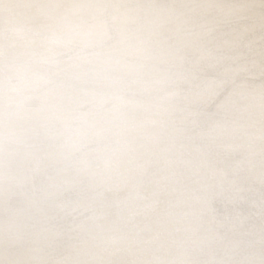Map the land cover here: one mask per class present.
Returning a JSON list of instances; mask_svg holds the SVG:
<instances>
[{"label": "bare ground", "instance_id": "6f19581e", "mask_svg": "<svg viewBox=\"0 0 264 264\" xmlns=\"http://www.w3.org/2000/svg\"><path fill=\"white\" fill-rule=\"evenodd\" d=\"M71 2L73 1L0 0V193L3 195L5 194L4 198H6L5 201L0 200V206L3 205L2 207L12 201L9 193L18 186L13 179V172L9 171V166L7 167V165L18 159V155L22 152V146L24 144H30L35 141V137H37V132L39 130L50 125L53 121L52 116L54 117V110L56 107L62 106L64 103L68 105V102H71V99H65L58 95L57 98L52 97L51 99H47V96L51 93L55 92L57 94L59 92V89L54 88V90H47L46 93H44V91L37 92L34 96H31V92L38 88V84L47 81L49 77L56 73L69 71L73 65H81V68L85 66H95L98 67V69L99 67L104 69L115 68L114 66L116 63L114 64L113 61L106 60L105 55L114 51L115 48L116 50H121V44L123 45L127 41H141L154 29L157 33L166 32V34H173L179 27L175 21L157 25L158 19L162 16V14L158 13V8L152 11H147L146 9L141 11L136 7L127 8L124 12L115 15V19L113 20V22H123L122 29H120L118 36H116L120 41L112 47L107 48L106 50L108 52L98 54L95 48L100 46L99 43L104 38H107L108 20H103V18L99 17L98 19L89 18L90 15L85 12L82 15L83 21L89 26H94L97 35L90 43L77 45L72 52H68V48L70 47L69 45H65L67 23L63 14L67 5ZM211 4L212 2L202 4L203 9L207 10L211 8ZM213 4H218V2ZM146 5H150V3ZM152 5H154V3H152ZM229 10L230 11L226 12V14H236L240 9L229 7ZM144 14L147 15H145L144 22L135 29L134 22L137 21V16H143ZM258 24L261 26L260 22H258L251 27L252 29H245L243 33L258 29ZM201 32L202 31H198V33H194V35L183 34L178 36V47H183L187 49V51L199 49L197 41L200 42ZM221 46H230V44L224 43ZM82 48H88L89 50L83 52L81 51ZM65 52L69 53L67 56H71V60L64 55L59 58L57 62L43 69L44 64L42 63L43 60L39 59L40 57L43 56L46 57L45 59H49L53 53L61 54ZM151 54L150 51H145L144 49L139 52L138 60L127 61L125 65H119L117 68L119 67L122 71L127 70L131 75L135 76L140 73L155 75L158 81V84L156 83L155 85L158 89H161L164 86L162 81L167 78L168 72L170 73L171 71L169 66H181L184 64L183 54L176 53V51H165L156 61L147 63L145 60L150 58ZM206 56L207 57L204 59L206 64L208 63L210 66H213L214 62L211 60L212 57L210 53L206 52ZM25 57L31 58L29 64H25L21 61L14 63L17 59ZM196 61L197 62L190 61L188 67H191V69L200 68L199 65L201 62L199 63L198 59ZM26 79H29V81L26 82ZM29 83L31 84L30 87H25ZM219 84L220 80H217V82L208 85L209 88L206 90L198 92L197 95H195L196 93L186 92L187 99L192 102L209 101L213 98L214 89L216 88L215 85ZM17 87L20 91L16 93ZM90 90H92L91 87L88 88V91ZM129 92L126 88H124V90L120 89L114 94L111 93L109 98H101V101L104 104H108L107 102L111 101V104L120 110H125L127 107H133L136 110L144 106H149L148 109H153L150 112H146V110L143 115H140V112L135 113L131 115V117L129 116L128 119L118 123V128L125 127L121 131V136H130L134 138L135 135L139 133H147V137L150 139L147 138L149 141L142 144H133L129 142L128 145L118 149L116 153H113L111 157H107L102 163H108L110 161V164H113L112 169L110 168L108 171L112 174L114 173L115 177H106L100 181L105 186V189L104 191L102 190L103 192H100L98 196H94L93 199L78 201L84 208H90L96 197H103L102 199L104 200L115 201V204L105 208L102 204L98 203L94 208L92 207L95 213L91 218L86 219L85 217L81 219V221H77L76 228L86 232L89 231V233L84 239L82 238L81 241L72 243L67 255L63 258L61 257V259H58L53 256L44 257L39 260H34V258H32L39 252L43 245L48 242L47 240L51 239L46 238L37 243L35 242V246L29 250L27 249V252L24 251L29 255L28 257H30V259L21 262V264H26V262H30V264H44V262H51V264H72L77 262H79V264H257L256 261L259 262L258 264H264V254H261V251H258V254L255 253L254 258L243 254L234 259V254L238 252L239 240L245 233H243L244 227L242 224L244 218L232 220V222H226L225 224L226 220L216 215L214 205V198L219 197L224 201L231 202L242 197L247 191L255 192V190H261L263 188V185L259 184V182H261L264 177V161L258 160L254 163L248 162L256 157L264 158V146L250 143L253 142L254 139L264 136V124H260L256 129L250 131L248 135L240 141L227 142L225 147L221 148L218 155L210 156V148L219 143L218 139L220 135H226L237 131L235 126H228L224 122L210 121L211 131L209 132L208 139L206 138V150L204 149V151L197 156L188 157L187 152L190 141L185 139L186 136L188 138H198L202 135L201 131L197 130V128L191 130L186 135L181 134L185 129L184 123H187L188 120H192L191 118L187 119V113L189 114V111H184L182 106L177 104L176 100L172 97L162 100H155L153 97H151V100H140L135 98L133 93ZM243 92L244 85L241 84L237 86L228 97L224 98L220 102V105L225 106L231 101V98L240 97L243 95ZM165 93H170L172 96L180 92H173L169 89L166 90ZM90 95V93L86 92V95L83 96L90 97ZM250 102L251 101H249L247 105H249ZM259 103L260 104H257L253 109L246 106L242 109V111H244L243 115L249 118L250 121L258 120L262 122L261 120H264V98H262ZM58 116H60V114ZM36 122H38V124ZM91 127L93 126H90V128ZM97 128L96 126L93 127V129L97 130L96 133H99L101 129ZM82 134L84 133L82 132ZM235 150H242L244 153V160L242 162L240 160L238 161L241 165L239 170L235 169L236 171L233 172L229 166L222 167L223 164L216 165L214 161L212 162L213 159H226V157ZM53 152L54 156L52 158H44V155L42 156L44 151L41 149L37 158H33L34 163L24 161V163L16 166L19 170L25 167L32 168L29 176L21 178V185L30 183V181L35 180L37 177H41V175L47 173L50 169L58 167L61 171L59 177L50 185V191L68 189L81 181V176L85 173L82 171V168H77L76 171L71 174L73 170H69L65 164V160H67V157L72 153L71 150L57 147ZM141 155H143V158L136 164H129L132 159H138ZM85 157V159H87V155ZM24 158L22 159L24 160ZM159 160H163L162 162L164 163L162 164L159 174L157 173V175H155L156 179L153 181L154 183L151 184L150 182H146L142 185V179H140L141 175L146 170L151 171L152 167H155V162ZM187 167H191L193 171L200 172V176L187 178L184 172ZM228 171H232V173H227ZM103 172H105V169L100 166H95L89 171L91 175H94V178L98 177ZM248 177H251L249 183H243L242 181ZM236 183L238 186L235 188H228L231 186L234 187L233 185ZM98 184L99 182H96L93 185L97 186ZM136 198L138 200L134 203ZM130 204H134V209H121L122 207H128ZM19 205L21 207H29V205L27 206L24 203H20ZM20 209L21 208L16 210V212L19 213ZM3 210L4 209H2V211ZM130 210H132V212ZM94 215H96L95 218ZM16 216V220L22 218L21 215ZM6 223L7 222H5V224ZM18 225L19 224L9 223L2 228L6 230L11 227L15 228V226ZM143 229L147 231L146 243H142L140 239H137L142 237V234L145 233ZM0 231L2 230L0 229ZM91 237H96V239H92ZM3 239H5L6 243ZM15 239L16 238L3 237L2 234H0V241H3V243L2 241L0 242V246L4 245L6 247V245L13 244ZM102 239L104 240L103 244H99L97 241ZM24 252L21 254H14L15 257L13 259L7 257L9 260L8 262L14 264V262H17L16 259L20 260V258L24 256ZM4 254L7 253L0 248V257L4 256Z\"/></svg>", "mask_w": 264, "mask_h": 264}, {"label": "rangeland", "instance_id": "374dc122", "mask_svg": "<svg viewBox=\"0 0 264 264\" xmlns=\"http://www.w3.org/2000/svg\"><path fill=\"white\" fill-rule=\"evenodd\" d=\"M85 2L95 5V7L91 8L92 10L89 9L86 12L90 15L89 18L98 19L99 17L103 18V20H108L107 38H104L105 40L103 39L99 43L100 46L95 48L98 54L108 52L106 50L107 48L112 47L120 41L116 38V36H118L120 29H122L123 22L118 23L113 22V20L115 19V15L124 12L127 8L136 7L141 11L145 9L147 11H152L158 8V13L162 14V16L160 17L161 19H158L157 25L175 21L179 27L173 34H166V32L157 33L154 29L151 30L148 36L141 41H127L123 45L121 44V50H116L115 48L114 51H111L105 55L106 60L113 61L114 64L116 63L114 66L115 68L104 69L99 67L98 69V67L95 66H85L81 68V65H73L69 71L61 72L62 74L56 73L55 75L49 77L47 81L39 83L38 88L31 92V96H34L37 92L44 91V93H46L47 90H51L53 88L59 89L57 94L53 92L47 96V99L61 96L65 99H71V102L69 101L68 105L67 103H64L62 106L56 107L55 110L53 109L55 113L54 117L52 116L53 121L50 123V125L39 130L37 132V137H35V141L30 144H24L22 146V154L20 153V155H18V159L15 162L7 165V167L9 166V171L13 172V179L16 182L15 184H18V186L16 185L17 187L9 193L12 201L6 204L4 207H2L3 205L0 206V229L2 230L0 231V234H2L3 237H11L16 239L13 244L6 245V247L4 245L0 246L2 251L7 253L0 257V260L9 261L8 258L13 259L15 257L14 254H21L24 251L27 252L29 249L35 246V242L37 243L40 240L46 238L51 239H48L46 244L43 243V247L32 258H34V260H39L43 259L44 257L53 256L61 259V257L63 258L65 255H67L72 243L81 241L82 238L84 239V237L89 233V231L86 232L84 230H78L76 228L77 221L79 222L85 217L86 219L91 218L95 213L93 208L98 203L102 204L105 208L115 204V201H110L107 199L104 200L102 199L103 197H96L95 201L93 200L92 206L90 208H84L81 203L79 204V202L83 199H93L94 196H98L100 192L102 193L105 189V186L100 181L106 177H115L114 173L112 174L108 171L110 168L112 169L113 164H110V161L108 162L109 164L102 163L107 157H111L113 153H116L118 149L128 145L129 142H132L133 144H142L149 141L150 139L147 137V133H139L137 134L138 136L135 135L134 138L130 136L123 137L121 136V131L125 127L118 128V123L128 119L129 116L131 117V115L135 113L140 112L139 114L143 115L146 110V112H150L153 109H148L149 106H144L143 108L140 107L136 110L133 107H127L125 110H120L115 108L114 105L111 104V101L107 102L108 104L102 103L101 98H109L111 93L114 94L117 92V90H124V88H126L128 92L130 91L129 93H133V96L140 100H151V97L155 98V100L169 99L168 97L174 98L177 104L182 106L184 111H189L190 115L187 113V119H192L188 120L187 123H184L185 129L181 134L186 135L191 130L196 128L202 133V135L198 138H188L186 136L185 139L190 141L187 152L188 157L197 156L198 154L202 153L204 149L206 150L207 139L210 134L209 132L211 131L210 121L224 122L228 126H235L237 128V131L234 133L219 136V143L211 146L210 148V156L218 155L221 148H224L227 142L240 141L242 138L247 136L250 131L256 129L260 124H264V120H261L262 122L258 120L250 121L249 118L243 115L244 111H242L245 106L252 109L253 107L255 108L257 104H260V100L264 98V0H85ZM209 2H212L211 8L207 10L203 9L202 4ZM217 2L218 4H213ZM148 3H150V5H146ZM152 3H154L155 6L152 5ZM229 7H235L240 10L239 12H236V14H226V12L230 11ZM145 15L146 14L143 16H137V21L134 22L135 29H137L144 22ZM258 22H260L261 25L259 26L258 24V29L243 33L245 29H252L251 27H253ZM198 31H202L200 42H196L199 49L195 51H187V49L183 47H178V36L183 34L194 35V33H198ZM65 43V45H69L71 48H68V52H72L73 49L77 47V45L73 46L67 43L66 36ZM224 43H229L230 46L222 47L221 45ZM144 49L145 51H150V53H152L150 58L145 60L147 63L156 61L158 57H160L165 51H176V53L183 54L182 56L184 58V64L181 66H169L171 71L170 73L168 72L166 76L167 78L162 81L164 86L161 89H158V87L155 85L156 83L158 84L155 75L140 73L139 75L135 76L131 75V73L127 70L122 71L119 67L117 68L119 65H125V62L127 61L138 60L139 52L143 51ZM87 50L89 49H81L83 52ZM68 52L61 54L53 53L50 58L48 57L50 60L45 59L46 57L43 56L40 57L39 59L43 60V69H46L48 66L54 64L64 55L67 56L69 54ZM206 52L210 53L212 57L211 60L214 62L213 66H210L208 63L206 64L204 60L205 57H207ZM66 58L70 60L72 59L71 56H67ZM197 59L199 63L201 62L199 65L200 68L191 69V67H188L190 61L197 62ZM17 61L29 64L31 58H19L14 61V63H17ZM217 80H220V84L215 85L216 88L214 89L213 98L209 101L192 102L187 99L188 97L186 94L188 92L196 93L195 95H197L198 92L201 90H206L209 88L208 85L217 82ZM28 81L29 79H26V82ZM241 84L244 85L243 95L237 98H231V101H229L228 104L221 106L220 102L224 98L228 97L231 92ZM30 85L31 84L29 83L25 87H30ZM90 87L92 90L88 91V88ZM169 89H171L173 92L180 93L171 96L170 93H165V91ZM19 91L20 89L17 87L16 93ZM86 92L91 94L90 97L83 96L86 95ZM249 101L251 102L249 105H247ZM58 112L60 116H58ZM36 123L38 124V122ZM89 125L93 127L96 126L101 130L99 133H96L97 130L93 129V127L90 128ZM82 132L84 134H82ZM250 143L264 146V136L254 139L253 142ZM57 147H63L67 150H71L72 153H70V155L67 157V160H65V164L69 170H73L71 171V174L75 172L77 168H82V171L85 173L82 174L80 179L81 181H79V183L77 182L76 185H73L68 189L50 191V185L54 183V180L57 179V177H59L61 169L58 167L50 169L47 173L41 175V177H37L35 180L30 181V183L21 185V178L29 176L32 168L25 167L22 170H19L16 168V166L24 163V161L28 163H34L33 158H37L41 152V149L44 151L42 154V156L44 155V158H52L54 156L53 151H55ZM235 151L231 152L224 160L213 159L212 162L214 161L216 165L223 164L222 167L229 166L233 172L239 170L241 165L238 163V161L240 160L242 162L244 160V153L242 150ZM86 155L87 159H85ZM143 155L139 156L138 159H132L129 164H136L141 158H143ZM22 158H24V160ZM258 160L264 161V158L256 157L251 159L248 163H254ZM162 161L163 160L156 161L154 164L155 167H152L151 171L146 170L141 175L140 179H142V185L146 182H150L151 184L154 183L153 181L156 179L155 175H157V173L159 174L162 164L164 163ZM95 166L102 167L105 169V172L94 178V175H91L89 171ZM190 168L191 167H187L184 170L187 178H195L200 176V172L193 171L192 168ZM232 171H228L227 173H232ZM250 180L251 177H248L242 182L247 184ZM96 182H99V186L93 185ZM259 184L263 185L261 190H255V192L247 191L242 197L231 202L224 201L219 197L214 198L216 215L225 219V224L226 222H232V220L244 218L242 224L244 227L243 233H245L239 240L238 252L234 254V259L243 254L245 256L254 258L255 253L258 254V251H261V254H264V177L262 178L261 182H259ZM233 186L234 187L231 186L228 188H235L238 186V184L236 183ZM4 196L5 194L3 195L0 193L1 201H5L6 198H4ZM137 200L138 199L136 198L134 203H136ZM20 203H24L27 206L29 205V207H21L19 205ZM134 207V204H130L128 207H122L121 209H134ZM19 208L21 209L18 213L16 210ZM2 209L4 210L2 211ZM130 211L132 212V210ZM16 215H21L22 218L16 220ZM95 217L96 215H94V218ZM5 222L7 223L5 224ZM9 223L19 225L15 226V228L11 227L12 229L10 228L3 230L2 227L8 225ZM143 231H145V233L142 234V237L137 239H140L142 243H146L145 240L147 231L145 229H143ZM91 238L96 239V237ZM3 241L5 242V239H3ZM97 242H99V244H103L104 240L102 239ZM28 256L29 255L24 252V256H19L21 257L20 260L16 259L17 262H14V264H21V262L30 259ZM256 263L258 264L259 262L256 261ZM72 264H79V262Z\"/></svg>", "mask_w": 264, "mask_h": 264}, {"label": "clouds", "instance_id": "9594fccd", "mask_svg": "<svg viewBox=\"0 0 264 264\" xmlns=\"http://www.w3.org/2000/svg\"><path fill=\"white\" fill-rule=\"evenodd\" d=\"M95 5L85 2V0H73L69 3L64 12V19L67 23L66 40L69 44L76 46L90 43L97 35L94 26L87 25L82 15ZM0 264H10L8 261L0 260ZM30 264V262H26ZM51 264V262H44Z\"/></svg>", "mask_w": 264, "mask_h": 264}]
</instances>
